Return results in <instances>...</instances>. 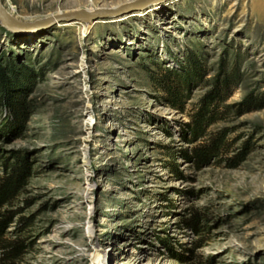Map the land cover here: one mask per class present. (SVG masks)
Segmentation results:
<instances>
[{
    "label": "rangeland",
    "instance_id": "rangeland-1",
    "mask_svg": "<svg viewBox=\"0 0 264 264\" xmlns=\"http://www.w3.org/2000/svg\"><path fill=\"white\" fill-rule=\"evenodd\" d=\"M0 6V264H264V0Z\"/></svg>",
    "mask_w": 264,
    "mask_h": 264
},
{
    "label": "trees",
    "instance_id": "trees-1",
    "mask_svg": "<svg viewBox=\"0 0 264 264\" xmlns=\"http://www.w3.org/2000/svg\"><path fill=\"white\" fill-rule=\"evenodd\" d=\"M164 88L168 91L174 94L172 92L173 85L168 84L165 85ZM13 108H15L16 112H18L17 104L16 102H10ZM198 120V119H197ZM193 124V125H192ZM191 125L192 130L199 129L198 123L193 122ZM198 135V134H196ZM216 142H209L205 144H198L194 145L192 148V155L195 159V161L201 162L202 160H205L211 152L214 151L216 147ZM23 165L20 161H15L11 169L3 174H0V208L4 206L8 202V200L13 197L19 187L21 174L23 172ZM10 215L7 214V211H0V246L6 247L5 250L13 252L15 248L18 246V243L12 242V241H5L4 238H2V234L4 232L5 226L7 225L9 221Z\"/></svg>",
    "mask_w": 264,
    "mask_h": 264
},
{
    "label": "water",
    "instance_id": "water-1",
    "mask_svg": "<svg viewBox=\"0 0 264 264\" xmlns=\"http://www.w3.org/2000/svg\"><path fill=\"white\" fill-rule=\"evenodd\" d=\"M96 12H89L85 11L83 9H75L72 11H68L65 13H61L56 15V18L58 19H63V20H71V19H84L87 17H93ZM10 16L6 14L4 9L0 6V18L1 19H6L9 18Z\"/></svg>",
    "mask_w": 264,
    "mask_h": 264
},
{
    "label": "bare ground",
    "instance_id": "bare-ground-1",
    "mask_svg": "<svg viewBox=\"0 0 264 264\" xmlns=\"http://www.w3.org/2000/svg\"><path fill=\"white\" fill-rule=\"evenodd\" d=\"M147 1H149V0H147ZM144 2V1H143ZM139 2H135V3H133L134 5H136V4H138ZM3 8V7H2ZM4 9V8H3ZM92 9V7H89V8H87L86 9V11H90ZM4 11H5V9H4ZM6 12V11H5ZM112 12V11H111ZM59 13H62L61 11L59 12L58 11V13H55V14H50L51 16H54V15H56V14H59ZM6 14L7 15H9L7 12H6ZM10 16V15H9ZM87 19L88 18H84V19H81V20H84L83 22H84V24H83V32L82 33H84L85 32V30H86V26H87V24H88V21H87ZM3 21H10V22H12V23H16V22H14V19H13V17L12 16H10L9 18H6V19H2Z\"/></svg>",
    "mask_w": 264,
    "mask_h": 264
}]
</instances>
